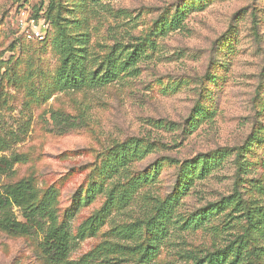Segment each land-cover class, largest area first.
Returning a JSON list of instances; mask_svg holds the SVG:
<instances>
[{
  "label": "rangeland",
  "instance_id": "1",
  "mask_svg": "<svg viewBox=\"0 0 264 264\" xmlns=\"http://www.w3.org/2000/svg\"><path fill=\"white\" fill-rule=\"evenodd\" d=\"M31 19L43 41L26 36ZM143 43L135 68L109 85L61 81L69 52L84 49L95 72L120 44ZM55 112L78 127L57 128ZM147 148L115 170L123 149ZM0 158L13 164L0 171V196L29 179L69 225V264H184L186 251L238 242L244 264H264V227L246 216L264 215V0H0ZM237 183L246 213L213 206ZM113 190L97 232L80 235ZM2 225L0 215V264H61L44 232Z\"/></svg>",
  "mask_w": 264,
  "mask_h": 264
},
{
  "label": "trees",
  "instance_id": "2",
  "mask_svg": "<svg viewBox=\"0 0 264 264\" xmlns=\"http://www.w3.org/2000/svg\"><path fill=\"white\" fill-rule=\"evenodd\" d=\"M184 18L178 10L172 21L176 28H180ZM253 25L255 29L258 28L256 16H254ZM45 41H47V38ZM143 45L145 44L136 46L120 44V51L117 52V49L114 48L100 64V68L95 72H88L87 70L84 63V49H80L74 54L69 52L63 59L61 81L67 86H72L77 89L109 85L116 81L121 74L126 73L131 68H135L145 54V47ZM51 117L54 125L57 128H61V130L69 127H78V123L72 121L71 117L66 118L64 115L56 112ZM148 154V148L140 153L134 150L129 151L123 149L115 157V170L119 171L125 168L133 157H139L141 159ZM204 162L207 164L206 160ZM12 166L13 164L10 161L0 158V171L11 170ZM243 170V166L240 165L238 167L239 173L244 172ZM238 186L239 184L237 183L232 196L224 198L221 202L213 206L237 207L240 208V212L245 211L244 213H246L247 207L244 205L245 201ZM123 197V201L128 200L129 193H125ZM115 200V191L113 190L109 193L107 203L103 209L81 226L79 230L80 235H84L87 232L96 233L99 225L110 214L112 206H115ZM12 207H17L23 212L26 223H21L14 218ZM0 215L2 216V226L8 231L29 234L32 229H37L44 232V247L50 259L57 263L69 264L68 258L75 247L70 227L66 222L58 225L54 211L48 205L38 202V197L31 180L23 179L6 189L4 195L0 196ZM246 216L254 228L260 229L264 227V215L262 213L248 212ZM42 220H48L49 225L47 228ZM241 243H233L227 248L212 251H186L183 256L185 260L184 264H244L245 259L242 252L244 246H241ZM235 244L239 245L235 246ZM120 247L124 250L127 249L125 246ZM155 250L153 246L147 247L144 249L143 258L151 259L155 254ZM255 252L257 251L255 250Z\"/></svg>",
  "mask_w": 264,
  "mask_h": 264
},
{
  "label": "built area",
  "instance_id": "3",
  "mask_svg": "<svg viewBox=\"0 0 264 264\" xmlns=\"http://www.w3.org/2000/svg\"><path fill=\"white\" fill-rule=\"evenodd\" d=\"M23 30L29 39L43 41L45 39V31L42 30L41 26L37 25L35 19H31L29 22L21 21Z\"/></svg>",
  "mask_w": 264,
  "mask_h": 264
}]
</instances>
